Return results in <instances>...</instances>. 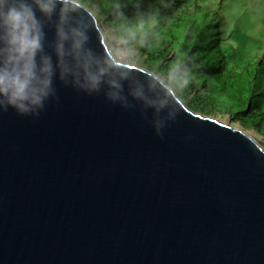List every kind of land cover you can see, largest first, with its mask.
Here are the masks:
<instances>
[{"label":"water","instance_id":"95a60500","mask_svg":"<svg viewBox=\"0 0 264 264\" xmlns=\"http://www.w3.org/2000/svg\"><path fill=\"white\" fill-rule=\"evenodd\" d=\"M40 19L55 63L57 14ZM69 28L104 84L73 71L38 115L0 111V264H264V149L117 62L86 6Z\"/></svg>","mask_w":264,"mask_h":264},{"label":"trees","instance_id":"16d2710c","mask_svg":"<svg viewBox=\"0 0 264 264\" xmlns=\"http://www.w3.org/2000/svg\"><path fill=\"white\" fill-rule=\"evenodd\" d=\"M82 5L101 30H110L111 40L105 41L109 51L118 39L129 59L162 78L191 111L210 116L223 107L233 122L264 137V51L257 58L230 53V32L210 3L82 0Z\"/></svg>","mask_w":264,"mask_h":264},{"label":"clouds","instance_id":"9594fccd","mask_svg":"<svg viewBox=\"0 0 264 264\" xmlns=\"http://www.w3.org/2000/svg\"><path fill=\"white\" fill-rule=\"evenodd\" d=\"M81 6L82 0H0V111L11 107L19 114L38 115L49 97H55L54 79L63 83L73 71L82 74L80 86L89 94L101 90L104 69H94L90 61L79 63L86 35L76 28L65 30L71 14ZM37 13L46 19L57 14L55 63L44 52V24ZM138 27L143 29V23ZM129 32L135 35L133 29ZM69 57L76 62L73 67ZM110 87L118 91L110 92L109 98L118 100L123 85L113 80Z\"/></svg>","mask_w":264,"mask_h":264},{"label":"rangeland","instance_id":"374dc122","mask_svg":"<svg viewBox=\"0 0 264 264\" xmlns=\"http://www.w3.org/2000/svg\"><path fill=\"white\" fill-rule=\"evenodd\" d=\"M203 1V0H202ZM210 3V6L218 9L224 20V27L230 32L232 48L240 52L247 58H257L264 51V0H226L220 4V0H204ZM96 3H93L95 6ZM102 31L103 39L111 40L110 30L105 28ZM226 44V43H224ZM223 44V45H224ZM228 51V49H226ZM110 54L120 63L130 64L140 67L136 62L129 59V50L122 49L118 39L113 40ZM132 61V62H131ZM162 81L163 79L160 78ZM223 107H217L211 112L210 117L222 123L231 125L242 130L247 135L255 139V141L264 149V137L259 136L254 130L244 129L238 122H233L227 113L223 112Z\"/></svg>","mask_w":264,"mask_h":264}]
</instances>
